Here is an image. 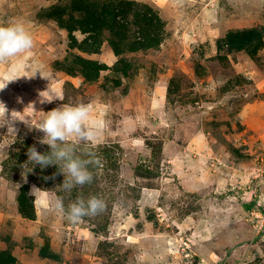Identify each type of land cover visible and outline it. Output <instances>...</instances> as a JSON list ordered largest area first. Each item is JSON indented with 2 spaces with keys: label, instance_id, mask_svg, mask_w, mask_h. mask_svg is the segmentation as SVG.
<instances>
[{
  "label": "rangeland",
  "instance_id": "obj_1",
  "mask_svg": "<svg viewBox=\"0 0 264 264\" xmlns=\"http://www.w3.org/2000/svg\"><path fill=\"white\" fill-rule=\"evenodd\" d=\"M79 1L0 0V26L34 41L0 63V264H264V0H129L159 14L163 41L119 56L108 31L82 32ZM80 103L96 136L66 143L99 163L66 192L27 152L50 153L41 121ZM93 195L106 209L77 223L54 207Z\"/></svg>",
  "mask_w": 264,
  "mask_h": 264
},
{
  "label": "clouds",
  "instance_id": "obj_2",
  "mask_svg": "<svg viewBox=\"0 0 264 264\" xmlns=\"http://www.w3.org/2000/svg\"><path fill=\"white\" fill-rule=\"evenodd\" d=\"M34 46L33 38L23 23L13 22L6 26H0V63L9 58L16 57L21 53L30 51ZM7 84H0V90H3ZM90 104H63L46 113L41 121L39 130L44 133V138L40 141L42 144L50 146V153L40 154L35 146L28 149V161L34 162L42 169L51 165H56L59 172L65 179L60 186L64 191L71 192L76 186H84L93 181V175L88 170L90 163H99L91 159L84 160L74 154V149L66 143L70 137H75L80 141H92L96 132L93 128L86 126L90 118ZM8 109L3 102H0V119H5L11 123L7 116ZM11 113V120L14 115ZM8 131H14L9 127ZM41 190L33 187L31 192H40ZM55 209L62 213L71 223L80 222L84 217L96 216L106 209L105 201L98 196H89L85 199L83 196H77L67 208L63 200L59 197L55 200Z\"/></svg>",
  "mask_w": 264,
  "mask_h": 264
},
{
  "label": "trees",
  "instance_id": "obj_3",
  "mask_svg": "<svg viewBox=\"0 0 264 264\" xmlns=\"http://www.w3.org/2000/svg\"><path fill=\"white\" fill-rule=\"evenodd\" d=\"M79 3L85 6L84 19L77 21L82 32L96 39L108 31L110 35L107 41L118 56L122 54L124 50L122 48L125 46L127 50L137 52L156 48L162 44L165 22L147 5H140L129 0L103 4L99 1L80 0ZM138 5L141 9L135 13L133 7ZM130 15L133 16L134 23L128 20ZM131 25L137 27V36L133 41L130 39ZM243 33V31H231L227 36L236 38ZM244 40H247V37ZM92 52L96 53L97 50H92ZM97 69L102 70L100 67Z\"/></svg>",
  "mask_w": 264,
  "mask_h": 264
},
{
  "label": "built area",
  "instance_id": "obj_4",
  "mask_svg": "<svg viewBox=\"0 0 264 264\" xmlns=\"http://www.w3.org/2000/svg\"><path fill=\"white\" fill-rule=\"evenodd\" d=\"M256 221L258 222V225H259V223H261L260 224L261 225V229H257V234H259L261 232L263 226H264V214L261 213L260 216L257 215L256 216Z\"/></svg>",
  "mask_w": 264,
  "mask_h": 264
}]
</instances>
